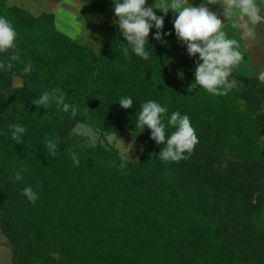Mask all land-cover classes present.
<instances>
[{
  "label": "trees",
  "instance_id": "1",
  "mask_svg": "<svg viewBox=\"0 0 264 264\" xmlns=\"http://www.w3.org/2000/svg\"><path fill=\"white\" fill-rule=\"evenodd\" d=\"M119 2L83 0L78 17L85 12L84 20L98 19L108 30L97 50L62 30L55 12L0 0V17L17 33L16 48L0 52V63L14 52L20 57L0 70V232L12 261L264 264V82L243 78L226 96L199 85L190 91L199 55H189L172 25L163 29L172 33L166 43L151 29L147 61L136 56L119 29ZM52 89L78 109L75 117L55 103L33 104ZM122 97L133 107L122 108ZM149 100L168 109L166 138L175 131L168 125L173 112L189 117L199 141L190 158L162 161L165 145L151 139V129L136 128ZM79 123L101 138L129 132L142 145L139 157L108 141L88 142L75 131ZM12 124L26 127L22 143L12 140ZM46 141L58 144L56 156ZM26 187L38 193L35 204L23 195Z\"/></svg>",
  "mask_w": 264,
  "mask_h": 264
},
{
  "label": "clouds",
  "instance_id": "2",
  "mask_svg": "<svg viewBox=\"0 0 264 264\" xmlns=\"http://www.w3.org/2000/svg\"><path fill=\"white\" fill-rule=\"evenodd\" d=\"M147 0H121L114 4V12L118 17L119 29L125 40L131 45L132 51L136 56L147 61L150 53L146 50L149 43L148 37L153 27L157 29L154 39L166 43L165 36L172 35L171 32H163L165 26V16L169 10L178 14L173 20V26L178 40L187 46L190 56L199 59L196 61L195 82L189 86V90H195L199 85L207 92L216 96H226L231 91L235 81L230 82L229 77L233 69L244 59L239 51L240 45L237 40L228 38L224 31L225 23L218 15L210 11L208 5H221L223 15L228 20H232L231 27L241 30V39H254L255 26L264 22L261 16V7L256 0H206L200 6H193L189 0H171L170 3L161 4L159 7H146ZM155 9L163 11V16H157ZM235 17V19H233ZM16 31L11 23L0 17V52H7L15 49ZM125 56H128L129 49L123 48ZM17 53H13L7 64L0 63V70L8 71L12 68L11 61H19ZM22 71L30 73L31 63L27 64ZM178 78H184V72H178ZM261 82H264V73L259 75ZM119 104L124 109L133 107V100L130 97H122ZM52 103L62 106L64 112H69L75 117L78 109L65 102V95L60 89H52L50 92L43 93L38 100H33L37 107L48 109ZM168 112L166 107L161 106L155 101H147L141 107L138 115L136 128L151 129V139L158 145L165 146L159 154V159L164 162H179L190 158L195 146L199 143L195 129L192 127L187 115L173 112L168 120V125L175 128V131L166 138V125L162 122V117ZM11 138L17 143H22L26 133V127L19 124L10 125ZM48 152L56 156L58 144L55 141H46ZM71 151V150H70ZM187 153L188 155H185ZM73 162L79 166L80 160L75 151H71ZM125 157L122 156V161ZM127 167L126 162L119 165L121 170ZM27 169H23L26 171ZM16 180H21V172L16 173ZM23 195L35 204L38 193L31 187L23 189Z\"/></svg>",
  "mask_w": 264,
  "mask_h": 264
},
{
  "label": "rangeland",
  "instance_id": "3",
  "mask_svg": "<svg viewBox=\"0 0 264 264\" xmlns=\"http://www.w3.org/2000/svg\"><path fill=\"white\" fill-rule=\"evenodd\" d=\"M12 1H10V3H12ZM22 1L28 2V0ZM65 1L69 2L70 0ZM256 1L262 3L261 0ZM169 2H171V0ZM75 6L78 7V10L80 9V6ZM35 8V11L47 10V6L44 2L41 3V7L37 6ZM52 10H54L56 14V23L62 30L68 32L69 34H72V36H76L84 40L85 42L89 43L94 49L98 50L103 45V42L105 41L108 34V30H105L103 27H101L103 25L102 21H99L98 19L91 21L89 17L86 21L84 20V16L87 15L85 12H83V18H79L77 12L69 9H64L59 5H55ZM170 23L171 22L165 23L164 28H166L167 26H172L168 25ZM14 84L21 85L22 78L16 76L14 79ZM75 131L78 135L86 137L87 141L90 143H96L99 139H101V141H108L110 144H114L116 147H118L122 154L131 159H137L142 149V145L133 142V140L129 136V132H127L126 135L122 136L107 134L106 136L101 138L100 131L84 123L77 124L75 127ZM0 264H15L11 258V249L8 245L5 244L4 235L2 234L0 235Z\"/></svg>",
  "mask_w": 264,
  "mask_h": 264
},
{
  "label": "crops",
  "instance_id": "4",
  "mask_svg": "<svg viewBox=\"0 0 264 264\" xmlns=\"http://www.w3.org/2000/svg\"><path fill=\"white\" fill-rule=\"evenodd\" d=\"M12 0H8L10 3ZM170 0H147L146 7L153 6L155 4L156 7H159L161 4L170 3ZM261 2L256 1L257 4L262 5L264 0ZM44 2L47 6V10L40 11H53V7L61 6L64 9H69L77 12L82 8L83 0H70L66 2L65 0H28V2L22 0H13L10 4L17 5H27L32 11H35V7H41V3ZM190 4L193 6H200L202 3H205L206 0H189ZM80 9L78 10V7ZM210 11L215 12L218 17L225 23L224 31L228 38L235 39L238 41L240 48L239 51L242 53L244 59L240 62L238 66L233 69L232 75L229 77V81L231 82L233 79L236 84L241 83V79L243 78H259L261 73H264V22L255 26V38L254 39H241V30L234 29L231 27L232 20H228L223 15V8L221 5H208ZM79 11V12H80ZM157 16H163L164 13L160 9H155ZM39 12V11H36ZM178 14L174 13L172 10L168 12L167 16H165V23L171 22L168 25H173V20ZM235 19V17L233 18Z\"/></svg>",
  "mask_w": 264,
  "mask_h": 264
}]
</instances>
